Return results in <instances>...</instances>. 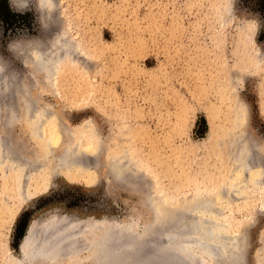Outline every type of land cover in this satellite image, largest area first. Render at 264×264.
Listing matches in <instances>:
<instances>
[{"label":"rangeland","instance_id":"374dc122","mask_svg":"<svg viewBox=\"0 0 264 264\" xmlns=\"http://www.w3.org/2000/svg\"><path fill=\"white\" fill-rule=\"evenodd\" d=\"M6 1L31 20L6 28L0 15V264H109L83 248L96 242L89 226L104 223L122 226L111 245L131 251L146 239L140 248L157 250L136 264H264V178L218 197L236 165L228 146L239 115L264 159V3ZM70 149L93 157L59 168ZM123 150L129 178L110 166ZM71 170L84 175L71 182ZM190 203L188 218L145 228ZM55 225L59 236L68 225L78 248L36 253L27 234ZM167 228L212 253L166 246Z\"/></svg>","mask_w":264,"mask_h":264},{"label":"bare ground","instance_id":"6f19581e","mask_svg":"<svg viewBox=\"0 0 264 264\" xmlns=\"http://www.w3.org/2000/svg\"><path fill=\"white\" fill-rule=\"evenodd\" d=\"M227 1V0H226ZM228 11V10H227ZM226 11V12H227ZM225 12V13H226ZM230 11H228L227 13H229ZM226 13V14H227ZM249 29H246L245 28V30L244 31H248ZM250 30H251V28H250ZM248 32H250V31H248ZM36 51V50H35ZM52 58V57H51ZM51 58H50V60H51ZM43 59H47L46 57H43ZM244 111V110H243ZM237 112H239V111H237ZM239 113H237V115H238ZM239 116H241V118H239V120L238 121H236V124H235V126H236V129L238 130V135H236L235 137H233L231 140H230V143H229V146H228V148L230 149V151L231 152H233L232 153V155H234V157L232 158L233 159V163H234V167H233V169H232V171L230 172V181L229 182H227L226 183V185H225V187L224 188H222L221 189V192H220V194H219V201L220 200H222V198H226V195L229 193H231V197L233 198L235 195L236 196H242L241 195V193L242 192H244V191H246V189L248 188V187H250V186H252V187H254V188H256V186H259V184H262V180H263V178H264V159H262V160H260V158H259V154H257V153H254L253 152V148L251 147L252 145H250L249 144V142H247V140H246V138L244 137V135H243V132H244V125H243V123L242 122H240V121H243V120H245V114H242V115H239ZM238 116V117H239ZM247 117V116H246ZM236 131V130H235ZM47 149H48V155H49V151H50V146L48 145L47 146ZM74 150V149H73ZM71 151V149L68 151V153H67V157H66V160H64V162H66V163H64L63 164V162H61V165L59 166V168L61 167V166H64V165H66L64 168H66L67 167V165L69 166V165H71V164H80L81 162H84V164L87 162L85 159L87 158V159H89V158H92L93 157V154H87V153H85L86 151H81L80 149L78 150V153H73L74 151ZM256 151V150H255ZM122 151H120V152H118L117 153V155H115L114 157H112L111 158V160H110V166H113L115 169H116V173H118L119 175H120V177H124V178H126V176H127V174L128 173H130L131 172V170H132V166H130V160H129V158L127 157V153H124L125 151L123 150V153H121ZM124 154V155H123ZM50 155H51V153H50ZM78 155V156H77ZM249 155V156H248ZM236 156V157H235ZM235 160V161H234ZM91 161V160H90ZM89 161V162H90ZM132 161V160H131ZM230 162V161H229ZM83 165V164H82ZM88 166V165H87ZM72 167H74V165L72 166ZM86 167V166H85ZM84 167V168H85ZM71 168V167H70ZM257 169V172H255V170ZM35 170V169H34ZM67 170H69V168L67 169ZM74 170V169H73ZM52 172V171H51ZM28 173V171H26V173H25V176H23V177H26L27 174ZM85 173V172H84ZM68 176L67 177H69L70 178V180L69 181H75V180H78L79 178H81V177H83V173L82 174H80V172H78V173H74V171H72L71 170V172L70 173H68L67 174ZM128 177V176H127ZM129 178V177H128ZM24 180V179H23ZM50 180V179H49ZM225 184V183H224ZM261 187H262V185H261ZM228 191V193H227V191ZM248 190V189H247ZM226 191V192H225ZM225 196V197H224ZM214 198V197H213ZM237 198V197H236ZM212 199V198H211ZM218 199V198H217ZM234 199V198H233ZM239 199V198H238ZM243 199V198H242ZM215 200V199H214ZM215 202V201H214ZM210 205V204H209ZM179 222V221H178ZM184 224V223H183ZM92 225H94V224H92ZM91 225V226H92ZM180 227V226H179ZM29 228V227H28ZM55 228H56V226L55 227H51V228H47V229H44V230H39V231H37V232H32V234L30 235L29 233L27 234V236L29 237V238H31V239H33L34 241V243L36 244V247L34 246V244L32 245L31 244V246H29L30 247V249H33V248H36L37 249V251H35L36 253L37 252H41V253H46L47 255H52V253H53V251H52V249H54V252L56 251L55 250V248H54V245L52 246V244H55L54 242L55 241H57V240H59L60 239V237L61 236H64V235H66L68 232H66V231H68L67 230V226L65 227V229H63L64 230V232H63V230H62V235H58V230L56 229L55 230ZM59 228V227H58ZM61 228V227H60ZM69 228V227H68ZM177 228V227H176ZM121 230V229H120ZM167 230L169 231V229L167 228ZM49 231H53V232H55V233H51L50 234V232ZM111 231V232H110ZM172 231V230H171ZM82 232H84L83 230H82ZM157 232V231H156ZM167 232V231H166ZM170 232V231H169ZM189 232V231H188ZM74 233H76V232H74ZM112 234V230L110 229V228H107L106 229V231L104 232V236H105V238H106V236H107V239H105L104 240V243H103V245H104V249L105 248H108V252H110V253H112L111 251H115L114 252V254L116 253V248L117 247H121V252L119 253V254H117L118 255V260L119 261H122V260H125V262H126V260H127V264H136L135 262H137V259H139V257L140 258H143V259H145V260H148V258H151L156 252H157V250L156 251H153V252H150V253H148L147 252V250L145 251V250H142V248H140L141 247V245H143L144 243H145V240L143 239H132L130 242H128V243H130L131 245H132V247L131 248H133V250H131V251H129V250H126L125 248L126 247H124L125 246V244L123 245L122 243H117V241L116 242H114L113 244L115 245V246H113V245H111L112 244V242H111V240H113V239H111V234ZM175 233V234H174ZM77 234H78V231H77ZM190 234V233H189ZM35 235V236H34ZM51 235H55V237L56 236H59V239H57V238H53V236H51ZM127 235V234H126ZM187 236V234H183V233H180V232H170L167 236L169 237V241H168V243L166 244V246L167 245H171V246H177V247H179L178 249L180 250V251H189V249L190 248H192V246H195L196 248L198 247L197 245H199L200 246V248H201V246L203 247V245H201L202 243H197V242H191L190 243V241H186L185 240V238H186V236ZM74 236H77V235H74ZM108 236L110 237V238H108ZM26 238L27 240H29V238ZM115 237V236H114ZM67 238H69V237H62V239H63V242L64 243H67L68 241H72L71 239L69 240V239H67ZM70 238H72L71 236H70ZM74 238V237H73ZM76 238V237H75ZM142 238V237H141ZM165 239H166V237H164ZM24 239H25V237H24ZM23 239V240H24ZM62 239H60L61 241H62ZM125 239V238H124ZM128 239V238H127ZM207 239V238H206ZM26 240V241H27ZM76 240V239H75ZM97 240V239H96ZM129 240V239H128ZM38 241H39V244L40 243H42L43 244V247H41V248H39L40 247V245L38 244ZM52 241H54V242H52ZM77 241V240H76ZM161 241V240H160ZM166 241V240H165ZM199 241V240H198ZM214 242V241H213ZM78 244H79V242H77ZM77 243H73V242H71V243H69L68 245H63L64 247H63V249L65 248V250H67V249H72V248H74L76 245H77V248H78V244ZM95 243L96 242H91V243H85V241L83 242V248L85 249H92L93 247L92 246H94L95 245ZM127 243V244H128ZM162 243H164V242H162ZM72 244V245H71ZM99 244V243H98ZM204 244V243H203ZM130 245V246H131ZM180 245V246H179ZM183 245H185V246H183ZM206 245V244H205ZM204 245V250L206 251V252H208L209 254H211L212 253V249H211V251H210V248H208V246H205ZM59 246H60V243H59ZM112 246V247H111ZM117 246V247H116ZM145 246V245H144ZM152 246V245H151ZM155 247L157 246L158 248L159 247H161V248H165V245L163 244H161L160 242H158V241H155V245H154ZM163 246V247H162ZM109 247H111V249L112 248H114L113 250H109ZM76 248V249H77ZM81 248V246L79 247V249ZM95 248V247H94ZM154 248V247H153ZM187 248H189V249H187ZM149 249H150V247H149ZM160 249V248H159ZM161 250V249H160ZM203 251V250H202ZM205 251H204V253H205ZM211 252V253H210ZM213 253H214V250H213ZM185 254H186V252H185ZM116 255V254H115ZM204 255H206V254H204ZM162 256V255H161ZM129 259V260H128ZM204 259V258H203ZM206 259V258H205ZM139 260H141V259H139ZM166 261V260H165ZM104 262V261H103ZM141 262H143V260L141 261ZM175 262V261H174ZM140 263V262H139ZM166 264H167V262H166ZM168 264H171L170 262H168ZM176 264H177V262H176Z\"/></svg>","mask_w":264,"mask_h":264},{"label":"water","instance_id":"95a60500","mask_svg":"<svg viewBox=\"0 0 264 264\" xmlns=\"http://www.w3.org/2000/svg\"><path fill=\"white\" fill-rule=\"evenodd\" d=\"M191 204L192 203L187 204L188 206H186V205H180V206H177V207L168 208L166 215L161 216V217H158L157 220L153 222V225L152 224L146 225L145 228H147L149 226L155 227V226H158L159 224H164L165 222H169V221L171 222V220H175L177 218H184V219L185 218H188L189 216H187L185 213H187V212H196V205H193L192 206ZM201 223H202V225L205 226L208 222L205 221V220H202ZM198 224H199V222L196 219V227H197L196 230H199L200 229V227H198ZM68 225H70V224H68ZM68 225H67V228H68ZM55 226L57 227V225H55ZM96 226H93V225L92 226L91 225L89 226V228L92 231H94V233H95L94 234V237L96 236L95 238L97 239L95 245L92 246V247H95V248H93V251H92V254L94 255L93 258L94 259H98L100 261H105L106 260V262H108L109 264H120V262L117 260V256L118 255H115V254L112 255V253H109L107 251L108 248H105L104 249L103 243H104V240L107 239V236L105 238L103 232H100V227H102V226H109L108 228H110L111 230H114V232H112V234H113V233H116L117 228H119L118 229V231H119L120 228H122V226H120L119 224H112V223H104L103 225L102 224H98ZM65 227H63V229H65ZM97 231H99V235H97V233H96ZM49 232H50V234L51 233H55L53 231H49ZM61 232H62V230H60V234H61ZM66 232H68V233L66 235H64V236L65 237L66 236L67 237H70L71 236V233L69 231H66ZM51 236H53V238L55 237V235H51ZM64 236H61L60 239H62V237H64ZM212 236L217 237L216 235H212ZM55 238L59 239V236H56ZM108 238H109V236H108ZM60 239L57 240V241H55V242L52 241V242L55 243V244H52V246L54 245V248L56 250L54 252V249H52V251H53L52 256H54V257L57 256L58 253H60L59 256L63 255V253L66 251L65 248L63 249V247L65 245H68L71 242L74 243V241H68L67 243H64L63 242V239H62V241ZM232 241L233 242L235 241V243L237 242L236 244H233V246H234L235 249L236 248L239 249V241H236V240H232ZM59 243H60V246H59ZM76 247L77 246H75L74 248L70 249L69 251L75 250ZM110 248L111 247H109V250H111ZM38 254H40V253H38ZM43 255H45V254H43Z\"/></svg>","mask_w":264,"mask_h":264},{"label":"trees","instance_id":"16d2710c","mask_svg":"<svg viewBox=\"0 0 264 264\" xmlns=\"http://www.w3.org/2000/svg\"><path fill=\"white\" fill-rule=\"evenodd\" d=\"M261 3H264V0L260 1ZM0 15L2 17V24L6 28H10L13 25L20 24V23H26L27 25L30 23L31 17L29 14H18L13 12L9 6L6 0H0ZM26 217H28V213L24 212L19 220H18V228L17 232L21 236L22 234V228L24 227L26 223Z\"/></svg>","mask_w":264,"mask_h":264}]
</instances>
